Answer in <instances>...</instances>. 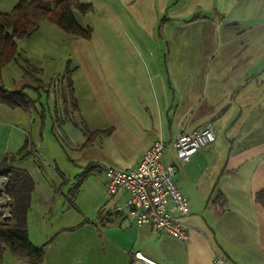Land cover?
Returning a JSON list of instances; mask_svg holds the SVG:
<instances>
[{
  "label": "crops",
  "instance_id": "1",
  "mask_svg": "<svg viewBox=\"0 0 264 264\" xmlns=\"http://www.w3.org/2000/svg\"><path fill=\"white\" fill-rule=\"evenodd\" d=\"M18 1L0 0V12ZM81 1L94 9L79 23L90 39L44 21L19 55L41 71L59 56L72 110L94 122L90 131L110 130L90 146L101 154L89 168L130 170L155 141L169 144L164 162L178 167L190 201L180 218L188 239L119 226L112 215L125 194L109 197L104 173L96 222L60 225L52 239L28 227L34 246L47 244L36 264H264V0ZM207 124L215 142L180 164L174 138ZM2 264L34 263L16 255Z\"/></svg>",
  "mask_w": 264,
  "mask_h": 264
},
{
  "label": "rangeland",
  "instance_id": "2",
  "mask_svg": "<svg viewBox=\"0 0 264 264\" xmlns=\"http://www.w3.org/2000/svg\"><path fill=\"white\" fill-rule=\"evenodd\" d=\"M75 17L84 24L79 12ZM60 62V57L55 56L50 67L36 73L28 69L31 63L21 54L3 67L0 76L6 89L24 92L36 104V108L29 110L0 105L8 110L0 112V122L7 123L0 139V164L4 171L16 166L30 173L35 191L31 195L28 227L33 232L42 229L49 239L58 226L76 219L96 222L100 209L97 192L104 176V170L92 169L93 177L83 180L88 164H96L94 160L101 151L93 147L82 149L87 137L85 132L92 129L94 122L82 120L72 110L75 96L69 88V71L64 66L59 72ZM73 65L69 68L74 70ZM26 70L30 76L24 75ZM26 140L31 152L20 157L19 151ZM15 256L6 247L2 259L7 261Z\"/></svg>",
  "mask_w": 264,
  "mask_h": 264
},
{
  "label": "trees",
  "instance_id": "3",
  "mask_svg": "<svg viewBox=\"0 0 264 264\" xmlns=\"http://www.w3.org/2000/svg\"><path fill=\"white\" fill-rule=\"evenodd\" d=\"M93 11L91 4L81 0H19L11 11L0 12V71L18 57L19 41L37 32L44 21H50L70 36L90 39L93 29L80 25L75 13L87 15ZM29 68L36 73L41 71L33 65H29ZM24 75L30 76V72L26 70ZM0 104L25 110L36 108L35 102L24 92L11 91L4 86H0ZM85 133L87 137L82 149L89 148L97 138L108 135L110 130ZM30 152V143L26 140L18 156H27ZM91 169L83 175L84 178L89 175ZM0 173L8 176L7 192L12 199L11 221L0 222V264L3 262L2 254L6 247L31 263H39L45 255L47 244L37 247L31 243L27 221L35 183L24 169L12 167L4 171L1 170L0 164ZM220 195L218 200H222Z\"/></svg>",
  "mask_w": 264,
  "mask_h": 264
},
{
  "label": "built area",
  "instance_id": "4",
  "mask_svg": "<svg viewBox=\"0 0 264 264\" xmlns=\"http://www.w3.org/2000/svg\"><path fill=\"white\" fill-rule=\"evenodd\" d=\"M215 140L216 133L211 124L181 132L173 140L179 162L187 163L195 153ZM168 146L166 141H155L138 165L130 170L106 168V190L109 197L121 191L125 194L123 205L112 215L119 226L125 229L151 226L177 239L187 240V226L180 218L189 214L190 201L175 179L178 167L164 162ZM8 180L7 174L0 173V222H10L12 218Z\"/></svg>",
  "mask_w": 264,
  "mask_h": 264
}]
</instances>
